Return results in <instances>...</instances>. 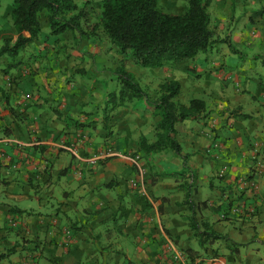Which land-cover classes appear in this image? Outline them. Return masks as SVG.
Masks as SVG:
<instances>
[{"label": "clouds", "instance_id": "clouds-1", "mask_svg": "<svg viewBox=\"0 0 264 264\" xmlns=\"http://www.w3.org/2000/svg\"><path fill=\"white\" fill-rule=\"evenodd\" d=\"M0 117V264H264V0H0Z\"/></svg>", "mask_w": 264, "mask_h": 264}, {"label": "crops", "instance_id": "crops-1", "mask_svg": "<svg viewBox=\"0 0 264 264\" xmlns=\"http://www.w3.org/2000/svg\"><path fill=\"white\" fill-rule=\"evenodd\" d=\"M62 38H63V33L60 34V35H53L52 33L49 35V34L45 33V34H43V39L37 42V47L39 48V45H40V44H43V45H44V48H43V54H44L45 56H48V55H49V53H48L49 45H51V44H55V43H58L59 40L62 39ZM58 52H59V49H57L56 52L53 53L52 57H49L50 59H52V67H53V70H55L56 67H57V65H56V61H55V59H54V56H55V54L58 53ZM229 62H230V63L234 62V61H232L231 57H229ZM21 63H23V61H17L16 64H12L11 62H9L8 69L4 70V75L7 76V75L9 74V70H10L12 67H15L16 65L21 64ZM198 78H199V77H198ZM241 78H242V79H246L245 77H241ZM13 82H15V77L13 78ZM22 83H23V86L25 87V89H30L31 86H32V83H33V81H32V77L29 76L26 80H23V79H22ZM258 87H259V86H257V88H258ZM5 102H6V103H7V102H10V98L6 99ZM5 111L7 112V111H9V110H5ZM11 111H12V112H15V110H11ZM0 118H2V117H0ZM32 147L35 148V147H37V146H36V145H33ZM9 151L11 152V149H10V148H9ZM59 151H64V148H60ZM11 159H12V162H18V157L15 156V155H13V156L11 157ZM63 174H64V173L62 172V175H63ZM35 175H36V172L33 171V172L31 173V177H34ZM31 177H30L29 180H28L29 183L33 182L32 179H31ZM46 182H47V181H45V183H46ZM165 187H169V186H165ZM17 188L19 189V185L17 186ZM65 195H66V194H65ZM39 199H40V198L38 197L37 200L39 201ZM163 199H164V201H167L168 198H167V197H164ZM163 210H164V209H163V204H161V205L159 206V208H158V211L163 212ZM59 214H60V213H58V215H59ZM70 229H71V231L74 233V232L76 231V226H73V227H71ZM37 247H39V245H37Z\"/></svg>", "mask_w": 264, "mask_h": 264}, {"label": "trees", "instance_id": "trees-1", "mask_svg": "<svg viewBox=\"0 0 264 264\" xmlns=\"http://www.w3.org/2000/svg\"><path fill=\"white\" fill-rule=\"evenodd\" d=\"M115 2H116V0H113V3H115ZM65 6H69L70 7L71 5L66 3ZM20 7H22V5L18 2L17 3V10H19ZM57 10H59V6H57ZM115 18L118 19L119 17L117 16ZM52 23H53V25H55V24H58L59 22L58 21H53ZM69 24H71V21L66 22V25H61L59 28L53 27V30H52L51 33L53 35H60V34L64 33V31L66 30L67 25H69ZM33 35H35V32H33ZM133 39H134V37H133ZM26 42H29V41L26 38L21 37L20 40H19V43L16 46H14L13 49H11V50L4 49V51H8L9 55H13L14 56L16 54V50L19 49L21 47V45L25 44Z\"/></svg>", "mask_w": 264, "mask_h": 264}, {"label": "built area", "instance_id": "built-area-1", "mask_svg": "<svg viewBox=\"0 0 264 264\" xmlns=\"http://www.w3.org/2000/svg\"><path fill=\"white\" fill-rule=\"evenodd\" d=\"M71 231V229H69ZM72 232V231H71Z\"/></svg>", "mask_w": 264, "mask_h": 264}]
</instances>
